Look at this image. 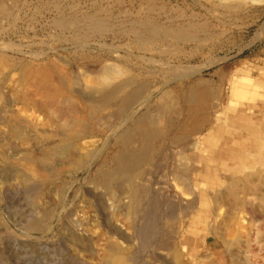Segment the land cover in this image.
Returning a JSON list of instances; mask_svg holds the SVG:
<instances>
[{
  "label": "rangeland",
  "instance_id": "obj_1",
  "mask_svg": "<svg viewBox=\"0 0 264 264\" xmlns=\"http://www.w3.org/2000/svg\"><path fill=\"white\" fill-rule=\"evenodd\" d=\"M0 14V232L8 264H100L108 251L134 255V264H229L226 250L231 247L229 253L237 251L241 263L264 264V239L257 234L260 223L253 222L251 214L240 208L235 212L231 206L220 202L215 205L212 200L218 190L228 186L227 180L247 173L254 174L257 190L241 193L240 197L258 205L262 203L257 197H264V0H0ZM94 18L105 23L92 27L89 20ZM147 28L158 31L151 36ZM137 33L142 36L137 37ZM114 65L120 77L112 80L114 85L131 76L148 85L144 86L146 97L142 96L147 102L141 104L140 98L128 115L154 107L159 94L170 92L168 97L177 98L187 85L208 89L202 105L207 119L199 134L188 138L190 146L183 150L177 145L170 147L168 158L158 163L167 165H155L157 168L148 175L154 182L160 180L165 194L174 196L176 202L188 201L191 205L188 210H178L172 229L164 226L175 231L169 232L168 246L157 252L154 240L141 247L132 237L131 213L118 207V202L126 204L125 194L112 198L107 188L93 185L99 165L107 164L115 152L122 125L109 113L113 107L105 105L95 110L99 105L88 102L90 107L84 95L90 92L96 98L98 89L105 86L109 90L113 84L102 70ZM176 101L173 109L180 108ZM102 116L108 118L102 120ZM173 117L175 121L180 119L176 114ZM122 123L126 126L130 121ZM178 158L192 166L190 194L182 193V185L167 173L175 166L173 159ZM86 179L93 183L87 184ZM21 181L30 183L32 190L24 189ZM39 195L42 199H37ZM33 196H37L36 201ZM102 204L106 210L111 207L107 215L121 232L120 237L109 232V225L102 219ZM38 208L52 210L47 222L49 233L26 231L19 224L22 215ZM71 222L77 226L75 231L83 244L76 245L67 241V235L62 236ZM219 226L222 236L216 231L213 235L211 229ZM226 242H231V247L225 249ZM90 244L94 252L87 249Z\"/></svg>",
  "mask_w": 264,
  "mask_h": 264
},
{
  "label": "bare ground",
  "instance_id": "obj_2",
  "mask_svg": "<svg viewBox=\"0 0 264 264\" xmlns=\"http://www.w3.org/2000/svg\"><path fill=\"white\" fill-rule=\"evenodd\" d=\"M69 1V0H68ZM79 2V1H78ZM108 4V3H107ZM153 8V7H151ZM237 8V7H236ZM5 11V10H4ZM125 11V10H124ZM11 12V11H10ZM125 14V12H124ZM123 14V15H124ZM161 14V13H160ZM1 15V14H0ZM90 16V15H89ZM84 17V16H83ZM94 17V16H93ZM91 17V18H93ZM99 17V16H98ZM97 17V18H98ZM64 18V17H63ZM89 19V17H87ZM97 18L91 19L89 20L92 23V27L95 26H103L102 24L105 23L103 21H99ZM106 18V17H105ZM110 18V17H109ZM103 20V19H101ZM118 20V19H117ZM60 21V19H59ZM108 21V20H107ZM198 21V20H197ZM58 22V21H57ZM63 23V21H61ZM78 22V21H77ZM84 22H88L87 20ZM109 22V21H108ZM139 22V21H138ZM147 22V21H146ZM160 22V21H159ZM59 23V22H58ZM66 23V22H65ZM73 23V22H70ZM89 23V22H88ZM87 23V24H88ZM149 23V22H147ZM68 24V23H67ZM94 24V25H93ZM150 24V23H149ZM66 25V24H64ZM105 25V24H104ZM133 25V24H132ZM145 24H143L144 26ZM153 25V24H152ZM70 26V25H69ZM88 26V25H87ZM134 26V25H133ZM139 26V25H138ZM159 26V25H158ZM187 26V25H186ZM198 26V25H197ZM202 26V25H201ZM67 27V26H66ZM91 27V28H92ZM105 27V26H104ZM146 27V26H145ZM149 27V26H148ZM152 27V26H151ZM155 27V26H154ZM161 27V26H159ZM158 27V28H159ZM190 27V26H189ZM203 27V26H202ZM90 28V29H91ZM94 29V28H93ZM103 29V27H102ZM107 29L104 28V30ZM168 29V28H167ZM206 29V28H205ZM134 30V28H133ZM147 31H150V35L151 32H155L156 30L158 31L157 28H147L145 29ZM121 31V30H120ZM180 31V30H179ZM185 31V30H184ZM137 32V31H135ZM162 32V30H161ZM158 32V33H161ZM163 32H165L163 30ZM142 33V32H141ZM168 34V33H167ZM188 34V33H187ZM145 34H143L144 36ZM153 35V34H152ZM151 35V36H152ZM165 35V34H164ZM174 35V34H173ZM198 35V34H197ZM142 36L140 35V33H137V37ZM177 36V34H176ZM179 36V35H178ZM180 37V36H179ZM178 37V38H179ZM157 38V37H156ZM162 38V37H161ZM181 38V37H180ZM142 39V38H141ZM197 39V38H196ZM137 40V39H136ZM139 40V39H138ZM137 40V41H138ZM154 40V39H153ZM160 40V39H156ZM170 40V39H169ZM176 40V39H175ZM180 40V39H179ZM188 40V39H186ZM192 40V39H191ZM151 41V40H150ZM177 41V40H176ZM147 38H146V41ZM155 42V40H154ZM160 42H158L159 44ZM146 44V43H145ZM139 45V44H138ZM150 45V42H149ZM200 45V44H199ZM132 46V45H131ZM197 46V45H196ZM142 46H139V48H141ZM157 47V46H155ZM172 47V46H171ZM195 47V46H194ZM173 48V47H172ZM183 48V47H182ZM138 49V48H137ZM157 49V48H156ZM176 49V48H175ZM142 50V49H141ZM161 50V49H160ZM149 51V50H148ZM162 51V50H161ZM86 54V53H85ZM84 55V54H83ZM134 57V56H133ZM85 58V57H84ZM140 58V57H139ZM105 59V58H104ZM141 59V58H140ZM64 60V59H62ZM76 60V59H75ZM94 60V59H93ZM160 60V59H159ZM73 60H70V62ZM63 62V61H62ZM95 62V61H93ZM168 62V61H167ZM99 63V62H98ZM57 64V63H55ZM65 64V63H64ZM86 64V63H85ZM90 64V63H89ZM114 64V63H113ZM129 64V63H128ZM161 64V63H160ZM50 65V64H49ZM54 65V64H53ZM58 65V64H57ZM82 65V64H80ZM92 65V64H91ZM62 66V65H61ZM95 66V65H94ZM98 66V64H97ZM100 66V64H99ZM107 66V65H106ZM53 67V66H52ZM85 67V66H84ZM101 67V66H100ZM126 68V66H124ZM113 68H115V70H113ZM112 69L111 68H103L104 70H102V72L104 73L103 76H106L107 79L112 83V80L116 79L115 77H118V72L116 71V67L114 65ZM128 68V67H127ZM90 69V68H89ZM100 70V68H97ZM121 69V68H120ZM68 70V69H67ZM66 70V71H67ZM95 70V69H94ZM135 70V69H134ZM88 71V70H87ZM93 71V70H92ZM123 71V70H122ZM133 70H130L129 72H131ZM148 71V70H147ZM95 72V71H94ZM97 72V71H96ZM120 72V70H119ZM127 72V71H126ZM217 72V71H216ZM93 73V72H92ZM134 73V72H133ZM94 74V73H93ZM99 74V73H98ZM102 74V73H101ZM120 74V73H119ZM128 74V73H127ZM139 74V73H138ZM221 74V73H220ZM78 75V74H77ZM141 75V74H140ZM139 75V76H140ZM223 75V74H222ZM96 76V75H95ZM144 78V75H142ZM141 76V77H142ZM157 76V75H156ZM126 77V76H125ZM133 77V76H131ZM129 78L124 79L123 81H118L119 83H115V85L113 84V86L111 88H109V90L107 89V91L104 89L106 88L104 86V88H100L96 91L97 93V97H93L90 95L89 92V96L88 95H84V99L87 100L88 102H95L94 105L96 104V106L99 108H96L95 110H100V108L102 106H111L113 107L112 112L110 111L109 113H111V116L113 119H115L116 121L120 120V124L122 125L121 129L119 130V132L117 133L116 136V142L115 139L114 142L116 143L115 147V152L110 156V154L108 156H110L109 160L107 159L108 163L107 164H100L99 169H97L96 172V176L94 178V183L96 186H102L103 188H107L110 191V194L112 195V198L114 197H119L123 194H125V198L127 199L126 204H123L122 202H118V207L122 209H127L131 215L130 217H132L131 220V225L129 223V225L131 226L130 229H132V237L138 239L140 241L141 247H145V245L147 246L148 243H151V241L154 242V247L153 249L156 250L155 252H157V249H165L168 246V239H170L169 237H171V233H169L170 231H168L167 228H165L164 226H170L172 229V220H174L177 216H178V210L180 211H184V210H188L191 205L188 201H186V203H180L174 200L175 197L174 196H170L169 194L166 195L165 192L163 191L164 186L162 185V182L160 181H156L154 182L151 178H149L148 175H150L153 170L155 165H159L161 166V168L167 164L164 165V163L162 164H158L161 163L162 160H165L168 158V153L167 151H170V147L174 148L176 145L177 146H181L180 148L183 150L186 145L190 144V140L187 141L188 138H192L193 135L195 134H199L200 129L202 128V125L205 121V114L202 108L203 105V101L206 100L207 94L205 92V87L203 90L202 87H199L201 89H197V87L194 86H184L182 87L181 92L178 94H175L177 96V98H175V96H167L170 94H165L163 93L162 95L159 94V98L157 99L158 101L155 103L154 107L151 108H146L144 111H142L139 114H136L135 116H133L134 114H130L128 115V113L134 108V104L135 102L139 101L140 98H142L140 101L141 104H145V102H147V99H143L142 96L146 97V89L144 86H148V85H144L142 82L138 81L135 78ZM72 78V77H71ZM70 78V79H71ZM86 78V77H85ZM102 78V77H100ZM117 78V80H118ZM124 78V77H123ZM139 78V77H138ZM83 79V78H82ZM96 79V78H95ZM75 80V79H72ZM77 80V79H76ZM80 80V79H79ZM99 80V79H98ZM103 82L104 80L101 79ZM144 80V79H143ZM146 80V79H145ZM152 80V79H151ZM219 80V79H218ZM63 81V80H62ZM85 81V80H84ZM94 81V80H93ZM106 81V79H105ZM153 81V80H152ZM80 82V81H79ZM82 82V81H81ZM96 81H94L95 83ZM100 84L101 81L99 80ZM147 82V81H144ZM148 82H150L148 80ZM192 82V81H191ZM206 82V81H205ZM77 83V82H76ZM75 83V85H76ZM98 82H96L97 84ZM151 83V82H150ZM201 83V82H199ZM198 83V84H199ZM207 83V82H206ZM74 84V83H72ZM99 84V85H100ZM103 84V83H102ZM104 84L107 86L108 84H106L104 82ZM205 84V83H204ZM68 85V84H67ZM79 85V83L77 84V86ZM86 85V84H85ZM197 85V83H196ZM200 85V84H199ZM198 85V86H199ZM62 86V85H61ZM64 86V85H63ZM103 86V85H102ZM110 86V85H109ZM201 86V85H200ZM65 87V86H64ZM72 87V86H71ZM75 87V86H74ZM73 87V89H74ZM81 87V86H80ZM85 87V86H84ZM89 87V86H88ZM108 87V86H107ZM77 88V87H76ZM97 88V87H96ZM160 88V87H159ZM180 88V87H179ZM84 89V88H83ZM86 89V88H85ZM92 89V87H91ZM158 89V88H157ZM181 89V88H180ZM65 90V89H64ZM163 90V89H162ZM177 89H174V91H176ZM208 90V89H207ZM74 91V90H73ZM84 91V90H83ZM164 91V90H163ZM93 92V94L95 93L94 91H91V93ZM160 92V91H157ZM156 92V93H157ZM164 92H168V91H164ZM209 92V91H208ZM207 92V93H208ZM64 93V92H63ZM72 93V92H71ZM121 95L118 97L117 100L116 99V95L120 94ZM173 93V91H172ZM177 93V91H176ZM83 94V93H82ZM88 94V93H87ZM151 94V93H150ZM221 94V93H220ZM83 97V96H82ZM81 97V99H83ZM149 97V94H148ZM156 97V96H155ZM150 98V97H149ZM58 99V98H57ZM155 99V98H154ZM65 98L62 100L65 102ZM86 100H84L86 102ZM115 100V101H114ZM153 100V99H151ZM177 100V101H176ZM67 101V100H66ZM70 101V100H69ZM73 101V100H72ZM175 101L178 103V105H180V108L178 107V109H173V106L175 104ZM56 102V101H55ZM54 102V103H55ZM51 103V102H50ZM57 103V102H56ZM66 103V102H65ZM71 103V102H70ZM69 103V104H70ZM73 103V102H72ZM140 103V102H139ZM219 103V102H218ZM59 104V103H58ZM57 104V105H58ZM61 104V103H60ZM63 104V103H62ZM68 104V103H67ZM85 104V103H84ZM91 103H88L87 105H90ZM98 104V105H97ZM148 104V103H147ZM173 104V106H172ZM52 105V104H51ZM57 105L55 106V108L57 107ZM74 105V104H73ZM150 105V104H149ZM151 105L153 106V104L151 103ZM205 105V104H204ZM245 105V104H244ZM54 106V104H53ZM59 106V105H58ZM63 105H61L62 107ZM86 106V105H85ZM88 106V107H89ZM138 106V105H136ZM143 106V105H142ZM53 107V109L56 111ZM74 111H75V106H73ZM94 108V107H93ZM104 108V107H103ZM206 108V106H205ZM52 109V111H53ZM64 108H62L63 110ZM92 109V108H91ZM89 109V111L91 110ZM138 109V108H137ZM49 110V109H48ZM47 110V111H48ZM86 110H88L86 108ZM93 110V109H92ZM91 110V113H93ZM105 110V109H104ZM136 109H134L135 111ZM206 110V109H204ZM61 111V110H60ZM70 111H73L72 108ZM77 111V110H76ZM103 111V110H102ZM58 112V111H57ZM62 112V111H61ZM64 112V110H63ZM67 112V111H66ZM108 112V111H107ZM105 112V113H107ZM53 113V112H52ZM56 113V112H55ZM73 112L70 113V115ZM99 113V112H98ZM104 113V114H105ZM206 113V112H205ZM59 114V113H56ZM77 114V113H76ZM174 114L180 116L178 121L175 118V120L173 119ZM62 115V113H61ZM60 115V116H61ZM96 115V114H95ZM103 115V113H102ZM107 115V114H106ZM56 116V115H55ZM59 116V115H58ZM59 116V117H60ZM74 116V115H73ZM97 116V115H96ZM110 116V115H109ZM53 118V115L51 116ZM58 117V118H59ZM62 117V116H61ZM89 117V116H88ZM105 117V116H104ZM102 116V118L100 119H107L108 117L104 118ZM176 117V116H175ZM81 118V117H80ZM64 119V118H63ZM66 119V118H65ZM78 119V118H77ZM93 119V118H92ZM207 119V118H206ZM62 120V119H60ZM85 120V119H83ZM96 120V119H94ZM99 120V117H98ZM101 120V121H102ZM109 120V119H108ZM108 120H104V121H108ZM123 120V121H122ZM65 121V120H64ZM71 121V120H70ZM74 121V120H72ZM93 121V120H92ZM130 121V123L126 126L123 125L122 122H127ZM63 122V120H62ZM68 122V121H67ZM77 122H79L77 120ZM99 122V121H98ZM97 122V123H98ZM58 121H56L57 124ZM66 123V121L64 122ZM71 123V122H70ZM69 123V124H70ZM100 123V122H99ZM68 124V123H67ZM68 124V125H69ZM78 124V123H77ZM114 124V123H112ZM59 124H57L58 126ZM61 125V124H60ZM65 125V124H64ZM63 125V126H64ZM81 125V123H80ZM94 125V124H93ZM100 125V124H99ZM106 125V124H105ZM109 125V124H108ZM62 126V127H63ZM73 126V125H72ZM103 126V124H102ZM107 126V125H106ZM65 130L68 128H66V125L64 126ZM98 127V125H97ZM96 127V128H97ZM101 127V125H100ZM105 127V126H104ZM108 127V126H107ZM110 127V125H109ZM61 128V126L59 127ZM72 128V127H71ZM69 128V129H71ZM93 128V126H92ZM117 128V127H116ZM119 128V127H118ZM84 129V127H83ZM104 129V128H103ZM106 129V128H105ZM62 131H64L63 129H61ZM112 130V129H111ZM205 130V129H204ZM59 131V130H58ZM68 131V130H67ZM66 131V132H67ZM79 131V129H78ZM114 131V130H113ZM116 131V130H115ZM85 133V132H84ZM114 133V132H113ZM62 134V133H61ZM116 134V133H115ZM114 134V135H115ZM82 135V134H81ZM68 136V135H67ZM66 137V136H65ZM70 137V136H69ZM74 137V136H73ZM78 137V136H77ZM114 138V137H113ZM46 141V140H45ZM113 143V142H112ZM60 144V143H59ZM64 144V143H62ZM166 144V145H165ZM58 145V144H57ZM112 145V144H111ZM37 146V144H36ZM51 146V145H50ZM60 146V145H59ZM63 146V145H61ZM114 146V143H113ZM111 146V147H113ZM190 146V145H189ZM195 146V145H194ZM197 147V145L195 146ZM36 148V147H35ZM46 148V147H45ZM55 148V147H54ZM66 148V147H65ZM192 148V147H190ZM101 149V148H100ZM189 149V147H188ZM47 150V149H46ZM51 150V149H50ZM54 150V149H53ZM60 150V149H58ZM67 150V149H66ZM181 151V150H180ZM186 151V150H185ZM50 152V151H49ZM62 152V151H61ZM108 152V151H107ZM183 152V151H181ZM69 153V152H68ZM112 153V152H111ZM41 154V153H40ZM48 154V153H47ZM54 154V153H52ZM106 155V154H105ZM37 156V155H35ZM51 156V155H50ZM54 156V155H53ZM74 156V155H73ZM72 156V157H73ZM44 157V156H43ZM46 157V156H45ZM44 157V158H45ZM56 157V156H55ZM71 157V156H70ZM179 157H181L179 155ZM182 157L184 158V156L182 155ZM54 158V157H53ZM78 158V161L80 160V157H75ZM93 158V157H92ZM170 158H175L172 157L170 155ZM183 158L182 159H173L175 162V166H173L172 168L169 167L167 170V173H170V176H174L179 184L182 185V193L185 192L187 194L191 193V188H192V182L190 179V171L192 169V166L188 167V165L183 162ZM55 160V159H54ZM72 160V158H71ZM74 160V159H73ZM77 160V159H76ZM81 161V160H80ZM79 161V163H80ZM104 161V160H103ZM47 162V161H46ZM53 162V161H51ZM57 162V161H56ZM74 162V161H73ZM77 162V161H76ZM75 162V163H76ZM89 162V161H88ZM99 162V161H98ZM171 162V161H170ZM188 163V161H186ZM83 163V162H82ZM174 163V162H173ZM172 163V164H173ZM85 164V163H83ZM80 165V164H79ZM94 165V164H93ZM43 166V165H42ZM54 166V165H53ZM55 167V166H54ZM89 167V166H88ZM81 168V167H80ZM83 168V167H82ZM85 168V167H84ZM144 168V169H142ZM157 168V167H155ZM166 168V167H165ZM204 168V167H203ZM46 169V168H45ZM51 169H53L51 167ZM167 169V168H166ZM194 169V167H193ZM6 170V169H5ZM48 170V169H47ZM78 170V169H77ZM83 170V169H82ZM95 170V169H94ZM157 170V169H156ZM208 170V169H207ZM53 170H50V172ZM80 171V170H79ZM84 171V170H83ZM204 171V170H203ZM209 171V170H208ZM262 171V170H261ZM6 172V171H5ZM8 172V171H7ZM11 172V171H10ZM54 172V171H53ZM78 172V171H77ZM88 172V171H87ZM163 172V171H162ZM259 172V171H258ZM4 173V172H3ZM95 173V171H94ZM93 173V174H94ZM55 174V173H54ZM90 174V173H89ZM264 174V173H263ZM91 175V174H90ZM159 175V174H158ZM243 176L237 177L235 179H231V180H227V182L229 183L228 186L223 189V190H218L214 196H212V200L213 202H215L214 204L217 205V203L221 204H225L228 206H231L229 208H231V210L234 209H238L240 208L241 210H243V212H248L251 214V218L253 222H259L260 224L257 226V234L258 237L261 238V240L264 239V230H263V226H264V211H262V209L264 208V197H257L258 201L262 204L258 205V204H253L249 202L248 198H241L240 194L241 193H245L246 191H255L257 190V185H256V178L252 175V174H242ZM15 176V174H14ZM19 177V176H18ZM94 177V176H93ZM92 178V177H91ZM135 178H139V180L141 182H138V180H135ZM170 178V177H169ZM226 178V177H225ZM260 178V177H259ZM16 179V178H15ZM20 179V178H19ZM27 179V178H26ZM174 179V178H173ZM24 180V179H23ZM57 180V179H56ZM90 180V179H89ZM29 181V180H28ZM62 181V180H61ZM64 181V180H63ZM87 181V179H86ZM92 181V179H91ZM172 181V180H171ZM175 181V180H173ZM20 182V181H19ZM22 182V181H21ZM88 182V181H87ZM89 182L87 184H89ZM177 182V183H178ZM24 189L26 190H32V186L30 185V183L23 181L22 182ZM60 183V182H59ZM55 184V183H54ZM58 184V183H57ZM56 184V185H57ZM170 184V183H169ZM179 184H174V186L176 187V185L179 187ZM263 185V183H261ZM36 185V184H35ZM51 185V184H50ZM34 186V185H33ZM58 186V185H57ZM60 186V185H59ZM169 186V185H168ZM53 187V186H51ZM65 186H63L64 188ZM49 188V186H48ZM61 188V189H63ZM95 188V187H94ZM98 188V187H97ZM51 189V188H50ZM57 189V188H56ZM99 189V188H98ZM41 190V189H40ZM96 190V189H95ZM100 190V189H99ZM178 190V189H177ZM259 190V189H258ZM39 191V189H38ZM37 191V192H38ZM44 191V190H43ZM47 191V190H45ZM179 191V190H178ZM54 192V191H53ZM56 192V191H55ZM91 192V191H90ZM98 192V191H97ZM103 192V191H102ZM181 192V189H180ZM257 192V191H256ZM44 193V192H43ZM46 193V192H45ZM184 193V194H185ZM254 193V192H253ZM259 191L256 193L258 194ZM34 194V193H33ZM86 194V193H85ZM104 194V193H103ZM27 195V194H26ZM35 195V194H34ZM37 195V194H36ZM58 195V194H57ZM93 195V194H92ZM255 195V193H254ZM259 195V194H258ZM257 195V196H258ZM31 195H29L30 197ZM86 196V195H85ZM109 196V195H108ZM35 196H33L32 199H34ZM37 197V196H36ZM35 197V198H36ZM43 197V196H42ZM100 197V196H99ZM104 197V196H102ZM179 197V196H178ZM41 198L40 195L37 197ZM122 198H124L122 196ZM177 198V197H176ZM37 199H34L35 201ZM42 199V198H41ZM103 199V198H102ZM46 200V199H45ZM53 200V199H52ZM100 200V199H99ZM106 200V199H105ZM35 201H32L35 203ZM98 201V200H97ZM107 201V200H106ZM126 201V200H125ZM30 202V203H32ZM115 202V201H114ZM113 202V203H114ZM57 203V202H56ZM89 203V202H88ZM96 203V202H95ZM112 203V204H113ZM29 204V203H28ZM94 204V203H93ZM92 204V206H93ZM106 204V203H105ZM108 204V202H107ZM106 204V205H107ZM112 204H110L112 206ZM35 205V204H34ZM84 205V204H83ZM91 205V204H90ZM103 206L101 207V209L103 210V214H102V219L104 222H106L109 225V232L114 236H118L120 237L121 232H119L115 226L113 224H111V219H109L110 214L107 215V210L110 209L111 207L105 208L104 204H102ZM30 206V205H29ZM28 206V207H29ZM33 206V204H32ZM30 206V208L32 207ZM49 206V205H48ZM54 206V205H53ZM97 206V204H96ZM99 206V205H98ZM109 206V205H107ZM106 206V207H107ZM117 206V205H116ZM193 206V205H192ZM35 207V206H34ZM38 207V206H37ZM44 207V206H43ZM117 207V208H118ZM48 208V207H47ZM95 208V206H94ZM260 208V209H259ZM52 209V207H51ZM51 209H32L30 212H28V214L26 215H22L20 217V222L19 224L26 230V231H31V230H35L38 232H43V233H47L48 227H47V222L49 221V219L51 218V214H52V210ZM55 209V206H54ZM65 209V208H64ZM97 209V208H95ZM101 209L98 210L101 212ZM113 209V208H112ZM19 210V209H18ZM29 210V209H28ZM37 210V212H36ZM40 210V211H39ZM115 210V209H113ZM230 210V209H228ZM26 211V210H25ZM70 211V210H69ZM235 211V210H234ZM27 212V211H26ZM54 212V211H53ZM57 212V211H56ZM216 212V211H215ZM231 212V211H230ZM236 212V211H235ZM14 213V212H13ZM71 213V212H68ZM1 214V213H0ZM25 214V213H24ZM100 214V213H99ZM98 214V215H99ZM184 214V213H183ZM228 214V213H227ZM15 215V214H14ZM37 215V216H36ZM53 215V214H52ZM55 215V214H54ZM106 215V217H105ZM129 215V214H128ZM19 216V215H18ZM242 216V215H241ZM16 217V216H15ZM12 218V217H11ZM60 218V217H59ZM112 218V216H111ZM63 219V218H62ZM113 219V218H112ZM129 219V218H128ZM228 219V217H227ZM111 220V221H110ZM225 220V219H223ZM5 221V220H4ZM59 221V220H58ZM64 221V219H63ZM74 221V220H73ZM79 222V221H78ZM103 222V223H104ZM222 222V221H220ZM227 221L225 220V223ZM61 223V221L59 222ZM111 225H110V224ZM52 224V223H51ZM17 225V224H16ZM19 225V226H20ZM263 225V226H262ZM1 226V225H0ZM60 226V224H59ZM80 226V225H79ZM128 226V225H127ZM262 226V227H261ZM5 227V226H4ZM75 226L72 222L68 224V227L65 228V233H62V236L66 237L65 235H67V241H71L72 243L76 244V245H80L83 244V240L80 238V236H77L76 231H75ZM83 227V226H82ZM3 228V227H2ZM212 228V227H211ZM6 229V228H5ZM4 229V230H5ZM175 229V228H174ZM172 230L171 232H174L175 230ZM217 229V230H216ZM6 231V230H5ZM108 231V230H107ZM130 231V230H129ZM216 231V233H215ZM50 232V231H49ZM48 232V233H49ZM80 232V231H79ZM82 232V231H81ZM85 232V231H84ZM9 233V232H8ZM11 233V232H10ZM22 233V232H21ZM61 233V232H60ZM123 233V232H122ZM211 233L214 235L217 234L219 236H222V228L217 227V228H212L211 229ZM64 234V235H63ZM87 234V233H86ZM109 234V233H108ZM110 234V235H111ZM175 234V233H174ZM2 235L3 233L0 232V264H8L6 257L4 256V239L2 240ZM6 235V233H5ZM31 235V234H30ZM29 235V236H30ZM79 235V234H78ZM84 235V234H83ZM128 235V234H127ZM170 235V236H169ZM12 236V235H11ZM47 236V235H46ZM89 236V235H88ZM42 237V236H41ZM40 237V238H41ZM44 237V236H43ZM42 237V238H43ZM52 237V236H50ZM86 237V236H85ZM111 237V236H110ZM115 237V236H114ZM4 238V237H3ZM8 238V237H7ZM41 238V239H42ZM62 238V237H61ZM84 238V236L82 237ZM91 238V236H90ZM174 238V237H173ZM222 238V237H221ZM258 238V239H259ZM53 239V238H52ZM56 239V238H55ZM86 239V238H85ZM129 239V238H127ZM9 240V239H8ZM87 240V239H86ZM126 240V239H125ZM132 240V239H131ZM130 240V241H131ZM134 240V239H133ZM260 240V239H259ZM83 241V242H82ZM136 241V240H135ZM171 241V239H170ZM173 241V240H172ZM228 241V240H227ZM235 241V240H234ZM50 242V240H49ZM92 242V241H91ZM90 242V243H91ZM224 242V241H223ZM239 242V240H238ZM264 242V241H263ZM51 243V242H50ZM133 243V242H132ZM137 243V242H136ZM139 243V242H138ZM137 243V244H138ZM231 243V242H230ZM228 242L225 243V249L230 246ZM38 244V243H37ZM129 244V243H128ZM139 244V245H140ZM172 244V243H171ZM235 244V242L233 243ZM138 245V247H139ZM149 245V244H148ZM228 245V246H227ZM232 245V244H231ZM238 245V244H237ZM237 245H232L237 246ZM25 246V245H24ZM31 246V245H29ZM87 249L92 251L91 249V244L90 246L87 245ZM260 246V245H259ZM263 246V245H262ZM261 246V247H262ZM45 247V246H44ZM82 247V246H81ZM94 247V246H92ZM133 247V246H132ZM150 247V246H149ZM170 247V245H169ZM231 247V246H230ZM39 248V247H38ZM43 248V247H42ZM84 248V247H83ZM136 248V246H135ZM134 248V249H135ZM232 248V247H231ZM231 248L229 250H226V254H227V259H228V263L229 264H243L241 263V259L240 256L237 255V251L236 253H229V251L231 250ZM239 248V247H238ZM264 248V247H263ZM147 249V248H146ZM152 249V248H151ZM152 249V250H153ZM36 250V249H35ZM108 250V248H107ZM106 250V251H107ZM111 250V249H109ZM113 250V249H112ZM125 250H129V249H125ZM125 250H123V252H126ZM138 250V249H137ZM151 250V251H152ZM153 250V253H154ZM171 250V249H170ZM38 251V250H37ZM84 251V250H83ZM89 251V252H90ZM122 251V250H121ZM139 251V250H138ZM146 251V250H145ZM159 251V250H158ZM86 252V251H85ZM94 252V251H92ZM104 252V251H103ZM116 252V253H115ZM112 252V251H108L107 253H105V255L102 257L100 264H130L131 261H133V256L134 255H128V256H123L122 254H119V252L117 253V251ZM122 252V253H123ZM140 252V251H139ZM149 251H147L148 253ZM96 253V252H95ZM152 253V252H151ZM170 253V252H169ZM135 254V251H134ZM139 254V253H137ZM156 254V253H155ZM159 254V253H158ZM239 254V252H238ZM96 255V254H95ZM100 255V254H99ZM152 255V254H151ZM157 255V254H156ZM101 256V255H100ZM138 256V255H137ZM155 256V255H154ZM263 256V255H262ZM141 257V255H140ZM159 257V256H157ZM162 257V256H161ZM92 258V257H91ZM143 256H142V260H143ZM152 258V257H150ZM203 258V257H202ZM201 258V259H202ZM141 259V258H140ZM159 259V258H158ZM204 259V258H203ZM252 259V258H251ZM153 260V259H152ZM255 260V259H254ZM135 261V260H134ZM134 261L132 262L134 264ZM137 261V260H136ZM135 261V262H136ZM151 261V259L149 260V262ZM161 261V260H159ZM158 261V262H159ZM243 261V260H242ZM153 262V261H152ZM136 264V263H135ZM150 264H155L151 263Z\"/></svg>",
  "mask_w": 264,
  "mask_h": 264
}]
</instances>
